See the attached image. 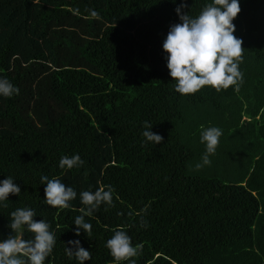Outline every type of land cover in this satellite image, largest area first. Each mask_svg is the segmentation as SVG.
I'll return each mask as SVG.
<instances>
[{
	"label": "trees",
	"instance_id": "1",
	"mask_svg": "<svg viewBox=\"0 0 264 264\" xmlns=\"http://www.w3.org/2000/svg\"><path fill=\"white\" fill-rule=\"evenodd\" d=\"M182 2L195 18L213 0H0V79L19 88L0 95V181L21 190L0 203V241L30 208L56 236L44 264H80L70 240L90 251L83 264H118L106 247L117 229L143 246L135 264H264V0H238L232 21L242 81L193 95L175 91L162 47ZM210 127L222 135L204 165ZM77 154L83 166L59 167ZM41 176L76 191L69 209L46 204ZM108 186L114 207L77 236L80 193Z\"/></svg>",
	"mask_w": 264,
	"mask_h": 264
},
{
	"label": "clouds",
	"instance_id": "2",
	"mask_svg": "<svg viewBox=\"0 0 264 264\" xmlns=\"http://www.w3.org/2000/svg\"><path fill=\"white\" fill-rule=\"evenodd\" d=\"M186 7L182 2L175 11L181 23L170 26L163 50L167 55V68L169 75L177 83L175 91L181 95H193L204 86H210L217 92L227 90L230 86L238 85L242 81L243 74L239 70V63L243 60L242 40L234 36L235 26L232 23L241 11L238 0H213L207 4L199 15L190 17L181 9ZM93 17L98 13L92 12ZM19 94V88L14 86L6 78L0 79V95L12 97ZM143 136L154 144L162 142L163 137L150 131L152 124L144 122ZM222 135L218 127L205 129L201 134V142L206 144V153L203 156V164L210 165L209 155L215 154ZM85 163L80 156H64L59 161V167L64 169L79 168ZM202 167L201 164L196 165ZM41 183H46L44 188L45 202L53 208L69 209V201L77 196L76 191L65 186L60 179H48L41 176ZM113 189L108 186L97 188L94 192L83 191L80 193L81 202L85 205L80 211L83 213L75 218L77 226L75 234L80 235L81 229L90 237L92 225L85 221V216L91 217L95 210L102 204L114 207ZM20 188L13 183V179L7 177L0 181V203L8 200L9 194L19 196ZM7 207L6 203H2ZM107 210V209H105ZM35 211L30 208H17L10 213L9 227L12 234L0 241V264H44L56 243V236L51 232L50 225L45 220L36 221L33 217ZM142 223V227H147ZM25 231L31 232L33 238L24 239ZM68 244L73 247H65V252L71 259L73 256L83 264L91 260L89 250L80 246L79 240H70ZM106 247L116 262L129 261L135 264L133 257L142 252L143 246L131 243V237L123 229H117L114 235L107 240Z\"/></svg>",
	"mask_w": 264,
	"mask_h": 264
}]
</instances>
